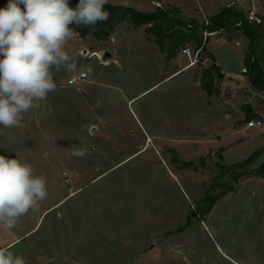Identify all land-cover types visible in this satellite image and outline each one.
Masks as SVG:
<instances>
[{"label": "rangeland", "instance_id": "1", "mask_svg": "<svg viewBox=\"0 0 264 264\" xmlns=\"http://www.w3.org/2000/svg\"><path fill=\"white\" fill-rule=\"evenodd\" d=\"M227 1L246 14L253 3L264 8V0L161 4L202 23ZM108 2L156 8L153 0ZM206 37L230 76L211 99L200 80L214 59L195 56L194 44L192 56L181 50L168 61L145 26L121 23L105 40L75 32L65 47L76 70L56 72L58 91L19 127L0 126V155L30 163L48 191L13 229L0 225V247L20 237L7 248L27 264H264V177L250 174L264 163V91L245 72L246 38ZM244 103L261 126H248Z\"/></svg>", "mask_w": 264, "mask_h": 264}, {"label": "clouds", "instance_id": "2", "mask_svg": "<svg viewBox=\"0 0 264 264\" xmlns=\"http://www.w3.org/2000/svg\"><path fill=\"white\" fill-rule=\"evenodd\" d=\"M108 0H8L0 8V126L19 127L24 114L58 91L56 72L76 70V57L66 50L74 27L95 29L106 22ZM21 5L24 10H21ZM3 133L0 132V135ZM11 137L9 142H12ZM82 150L73 155L83 157ZM47 178L25 160L0 155V225L13 229L16 221L35 211L48 197ZM0 264H27L25 258L0 247Z\"/></svg>", "mask_w": 264, "mask_h": 264}, {"label": "trees", "instance_id": "3", "mask_svg": "<svg viewBox=\"0 0 264 264\" xmlns=\"http://www.w3.org/2000/svg\"><path fill=\"white\" fill-rule=\"evenodd\" d=\"M78 2L79 0H69V6L75 8ZM7 3L8 0H0V8L5 7ZM104 7L110 13V17L106 22L98 23L95 29L86 26H72L74 31L81 37L92 34L97 39L105 40L121 23H129L133 27L145 26V32L158 45L168 61L176 58L182 48L190 44H194L195 50L210 53L214 59L213 54L206 48L208 37L204 38L205 31L214 32L215 34L225 33L228 40H238L244 37L248 40V50L245 54V72L248 73L249 80L254 88L264 89V15L258 14L262 18L261 22L251 21L247 17L248 14L231 3L222 5L215 13L207 17V21L201 23L196 19L184 21L169 13L164 6L156 5L155 10L150 12L110 2ZM21 10H24L22 5ZM225 78H227V75L215 59L212 64L202 69L200 86L207 92L209 99L220 95L219 83ZM209 103H211V100H209ZM241 108L245 113L246 121L259 116L250 103L242 104ZM240 123L241 121L236 122V124ZM260 152L261 148L237 165L250 164ZM250 174L264 177V163L251 170ZM222 194L210 196L211 203L208 210L213 208L217 197Z\"/></svg>", "mask_w": 264, "mask_h": 264}, {"label": "built area", "instance_id": "4", "mask_svg": "<svg viewBox=\"0 0 264 264\" xmlns=\"http://www.w3.org/2000/svg\"><path fill=\"white\" fill-rule=\"evenodd\" d=\"M155 2V4L157 6H163L159 1L157 0H153ZM248 19L251 20V21H256V22H261L262 21V18L257 14L255 13L254 11H250L247 15ZM182 53L183 54H186L188 56H192V49L190 46H186L185 48L182 49ZM199 53V50H193V54H195V56H197ZM191 58V57H190ZM196 62V59L195 60H191L190 64L189 65H193L194 63ZM246 71V69H245ZM87 77V74L85 72L81 73L79 76H74L72 78L69 79L68 83L69 84H74L76 83L79 79H84ZM262 125V121L259 119V120H250L248 122V126L249 127H254V126H261ZM66 175V173H64Z\"/></svg>", "mask_w": 264, "mask_h": 264}, {"label": "crops", "instance_id": "5", "mask_svg": "<svg viewBox=\"0 0 264 264\" xmlns=\"http://www.w3.org/2000/svg\"><path fill=\"white\" fill-rule=\"evenodd\" d=\"M238 1V4L239 3H241V1L242 0H237ZM160 3H164V0H160L159 1ZM236 2V1H235ZM231 3H234V1H227V3L226 4H231ZM261 9H263V10H261ZM155 10V9H154ZM249 10H253L255 13H257V14H262V15H264V8L263 7H257V5H256V3H253V5H250L249 6ZM209 16V15H208ZM207 16V17H208ZM206 17V18H207ZM186 67H188V66H190V65H185ZM182 68H185V67H182ZM225 74L228 76V77H230L226 72H225ZM20 237H17V238H15V239H13V240H11V241H9L8 243H5L2 247H8L10 244H12L13 242H15L16 240H18Z\"/></svg>", "mask_w": 264, "mask_h": 264}, {"label": "water", "instance_id": "6", "mask_svg": "<svg viewBox=\"0 0 264 264\" xmlns=\"http://www.w3.org/2000/svg\"><path fill=\"white\" fill-rule=\"evenodd\" d=\"M111 53L109 52V51H106V52H104V54H103V60L104 61H108L110 58H111ZM260 90H262V91H264V89L263 88H259Z\"/></svg>", "mask_w": 264, "mask_h": 264}]
</instances>
